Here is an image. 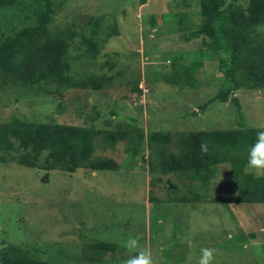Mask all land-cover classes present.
<instances>
[{"label": "rangeland", "instance_id": "obj_1", "mask_svg": "<svg viewBox=\"0 0 264 264\" xmlns=\"http://www.w3.org/2000/svg\"><path fill=\"white\" fill-rule=\"evenodd\" d=\"M204 2L50 0L48 31L68 44L70 73L95 74L102 88L71 82L54 90L11 77L0 83V124L114 130L132 122L144 137L264 129V88L233 89L222 71L229 52L192 37L203 23ZM236 4L246 15L249 0ZM37 11L34 0L0 7V40L35 24ZM96 18L95 48L86 53ZM11 140L16 150L0 163V255L12 248L46 264H125L134 254L125 242L138 236L154 264H197L205 247L216 250L213 264H264V203L222 202L239 195L241 181L252 175L245 166L238 175L231 163L218 164L207 186L174 174L154 182L149 149L133 156L122 140L112 148L97 145L94 156L104 159V169H52L46 180V171L14 159L20 152Z\"/></svg>", "mask_w": 264, "mask_h": 264}, {"label": "trees", "instance_id": "obj_2", "mask_svg": "<svg viewBox=\"0 0 264 264\" xmlns=\"http://www.w3.org/2000/svg\"><path fill=\"white\" fill-rule=\"evenodd\" d=\"M38 11L35 24L23 27L0 40V83L11 77L24 82H47L60 90L73 82L79 88H102L103 81L95 74L84 79L74 78L70 72L72 57L63 38H55L48 31L51 20L50 0H34ZM242 0H205L203 23L192 37L204 36L212 41L214 51H227L223 75L233 89L248 87L264 88V32H257L264 25V0H249L247 14L238 9ZM15 0H0V7H9ZM236 4V5H235ZM233 8V10H232ZM225 17L227 25H223ZM101 18L95 19V28L86 36L84 48L90 53L95 48L94 38ZM239 76V77H238ZM53 94L52 90L46 91ZM224 92L220 101H227ZM248 127L239 130H208L200 132H151L143 133L131 122L114 130H97L80 126L59 124H0V163L7 162L10 151L16 150L11 138L18 142L17 159L21 165L42 169L44 179L48 171L59 169L73 172L79 168L102 170L106 162L94 156L97 145L112 148L118 141L126 140L133 156H142L144 147L149 149L147 164L151 179L176 175L207 186L217 173L221 163H231L238 175L246 164L248 147L254 143L257 131ZM11 137V138H10ZM99 141V143H98ZM201 144L207 151H201ZM159 175V176H158ZM241 181V192L222 202L235 204L264 203V177L247 175ZM100 249L109 246L96 244ZM18 249H7L0 255L2 264H46L44 261L18 255Z\"/></svg>", "mask_w": 264, "mask_h": 264}, {"label": "clouds", "instance_id": "obj_3", "mask_svg": "<svg viewBox=\"0 0 264 264\" xmlns=\"http://www.w3.org/2000/svg\"><path fill=\"white\" fill-rule=\"evenodd\" d=\"M201 151H207L205 144H201ZM244 170L257 178L264 177V130L257 131L254 143L248 147ZM125 247L134 253L129 255L125 264H154L151 251L139 248L138 236H130ZM215 252L214 248H202L197 264H213Z\"/></svg>", "mask_w": 264, "mask_h": 264}]
</instances>
